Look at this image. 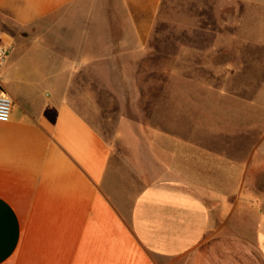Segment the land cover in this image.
I'll return each instance as SVG.
<instances>
[{
    "label": "crops",
    "instance_id": "1",
    "mask_svg": "<svg viewBox=\"0 0 264 264\" xmlns=\"http://www.w3.org/2000/svg\"><path fill=\"white\" fill-rule=\"evenodd\" d=\"M219 1L238 34L248 9L264 10V0ZM113 2L115 27L123 13L131 38L99 35L108 0H0L10 47L0 92L12 101L0 122V264H264V198L246 213L264 187V132H253L263 110L235 113L227 133L195 144L183 134H119L114 144L79 111L94 108L78 103L79 78L118 87L120 44L145 45L178 0ZM221 138L220 150L206 144ZM240 140H251L246 162L262 159L258 171L231 157ZM222 237L244 254L221 251Z\"/></svg>",
    "mask_w": 264,
    "mask_h": 264
},
{
    "label": "rangeland",
    "instance_id": "2",
    "mask_svg": "<svg viewBox=\"0 0 264 264\" xmlns=\"http://www.w3.org/2000/svg\"><path fill=\"white\" fill-rule=\"evenodd\" d=\"M113 1L108 0L104 12L100 11L101 5L98 7L96 20L103 25L99 35L111 38L120 34V40L124 36L131 38L132 31L121 27L125 21L123 13H120V32L115 27L119 14L113 12ZM219 2L178 0L160 15L145 45L120 44L118 87L100 90L92 85L90 77L79 78L78 103L94 104V108L82 107L79 111L109 142L115 144L119 134H183L193 138L188 142L195 144L198 135L227 133L235 113L242 116L245 109H250L253 118L261 116L260 111H264V10L248 9L238 34L235 24L230 25L233 23L230 16L235 12L233 9L228 12L225 8L229 7L224 4L221 9ZM85 17V13H80L81 20ZM111 65L109 62V72H112ZM112 79L119 81L116 77ZM256 102L260 104L255 105ZM262 120L261 125L254 124V119V133L264 132ZM239 143L244 147L236 146L231 157L258 171L262 159L246 162L247 144L251 140L235 144ZM206 144L219 149L223 139L206 141ZM263 198L264 187L254 189L253 202L246 205V213L260 211L262 206L257 201ZM240 208L244 212V205ZM222 240L226 243L221 251H236L238 257L244 254L240 245L233 247L226 237ZM228 257L225 254L222 259L228 260Z\"/></svg>",
    "mask_w": 264,
    "mask_h": 264
},
{
    "label": "built area",
    "instance_id": "3",
    "mask_svg": "<svg viewBox=\"0 0 264 264\" xmlns=\"http://www.w3.org/2000/svg\"><path fill=\"white\" fill-rule=\"evenodd\" d=\"M10 47L0 41V67L6 62ZM12 111V101L0 92V122H8Z\"/></svg>",
    "mask_w": 264,
    "mask_h": 264
}]
</instances>
